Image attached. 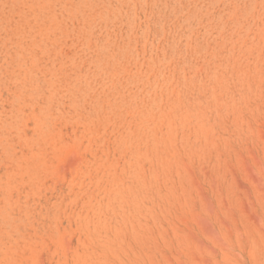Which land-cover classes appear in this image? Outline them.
Segmentation results:
<instances>
[{"label": "rangeland", "instance_id": "374dc122", "mask_svg": "<svg viewBox=\"0 0 264 264\" xmlns=\"http://www.w3.org/2000/svg\"><path fill=\"white\" fill-rule=\"evenodd\" d=\"M0 264H264V0H0Z\"/></svg>", "mask_w": 264, "mask_h": 264}]
</instances>
